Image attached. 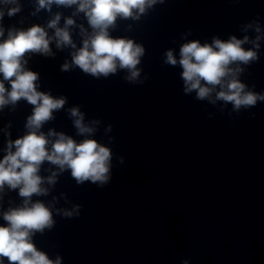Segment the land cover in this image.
<instances>
[{
	"label": "clouds",
	"instance_id": "1",
	"mask_svg": "<svg viewBox=\"0 0 264 264\" xmlns=\"http://www.w3.org/2000/svg\"><path fill=\"white\" fill-rule=\"evenodd\" d=\"M4 4H16L10 7L7 15L12 17L21 11L17 0H0ZM164 0H38L36 12L40 9L51 11L53 4L57 6H76L73 15L83 13L87 19L91 33L81 25L80 32L84 37L82 46L76 49L69 28L75 21L68 17L64 27H59L61 14H55L47 27L54 29V35L49 36L44 27L33 25L27 30L10 28L7 39L0 42V110L7 105L15 106L24 100L33 106V111L26 120L27 133L7 144L6 155L0 159V194L5 186L17 190L23 202L18 207H10L3 212L2 219L6 222L0 225V264L4 258L8 264H61L59 256L50 259L49 256L37 249L33 243L36 233L43 234L55 226L53 212L45 203L32 197L48 194V188L42 185L47 182L55 185L57 172L46 178L39 175L41 165L47 161L58 167L60 172L70 170L71 177L77 184L91 182L100 187L107 185L111 179L112 150L95 139L89 138L97 131L99 120L85 123V114L79 107L70 108L69 115L73 118V126L77 134L85 137L80 142L63 132L49 130L47 134L40 131L44 124L54 119L53 113L63 109L66 98H55L49 93L38 90L40 79L37 72L26 68L28 54L52 56L50 47L55 41L56 48L71 47L76 49L71 53V64L65 62L61 70L68 71L72 66L78 67L85 74L93 77L107 78L118 70H126L125 80L129 83L143 84L140 79L142 69L141 58L145 49L132 39L113 38L110 29L116 27V21L121 19L139 20L147 10ZM5 13L0 9V20ZM35 15V13H33ZM254 30L258 35L250 39L248 35L237 38L231 35L227 40L213 37L211 43H201L191 40L179 48V59L174 50L165 53L164 63L169 66H179L182 71L180 78L183 82V93H195L198 101H207L215 105L223 102L231 104L232 113L239 114L241 110L254 108L258 102H264V92H256L242 82L240 76L245 71L243 66H249L259 59L258 49L260 40L259 24L249 23L244 31ZM5 29L0 26V37ZM251 43L253 47L245 48ZM5 81L10 84L6 89ZM254 115V114H253ZM106 131H111L108 125ZM49 137H55L50 140ZM50 145V147H49ZM13 149H15L13 151ZM123 163V159L120 160ZM2 199V196H0ZM79 205L75 206L78 209ZM60 214V210H57ZM65 217H71V211H64ZM183 264H188L185 260Z\"/></svg>",
	"mask_w": 264,
	"mask_h": 264
}]
</instances>
